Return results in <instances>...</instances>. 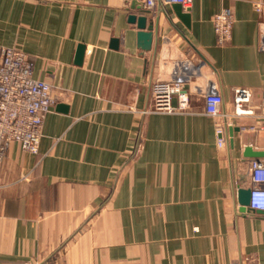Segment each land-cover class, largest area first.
I'll return each instance as SVG.
<instances>
[{
    "label": "crops",
    "instance_id": "1",
    "mask_svg": "<svg viewBox=\"0 0 264 264\" xmlns=\"http://www.w3.org/2000/svg\"><path fill=\"white\" fill-rule=\"evenodd\" d=\"M224 7L234 23L220 45L212 18ZM130 14L147 16L148 49ZM261 18L264 0H158L152 12L140 0H0V45L26 52L56 97L37 154L6 143L0 264H264V211L237 197L264 159ZM179 58L198 65L187 108L144 113L151 82ZM236 87L253 115L227 116L219 147L224 119L205 114L203 93L230 114Z\"/></svg>",
    "mask_w": 264,
    "mask_h": 264
},
{
    "label": "built area",
    "instance_id": "2",
    "mask_svg": "<svg viewBox=\"0 0 264 264\" xmlns=\"http://www.w3.org/2000/svg\"><path fill=\"white\" fill-rule=\"evenodd\" d=\"M147 12H152L158 0H140ZM179 4L189 10L192 0H163ZM263 5L255 3V10L262 13ZM233 15L228 7L222 8L212 18L216 43L224 44L231 37ZM261 37L260 47L264 49V19L258 21ZM198 65L193 61L175 59L170 70V78L155 79L150 84V105L146 112L174 113L188 106V95L183 92V84L196 75ZM33 60L23 50L14 46L0 45V167L5 157L6 143L14 141L28 153L37 154L42 135V125L46 114L56 102L54 85L36 79L32 75ZM174 95L178 96V106L171 104ZM251 92L245 87L233 90V111L223 110L221 95L214 89L203 93L204 112L212 118L222 117L224 121L215 123L217 146L222 147L227 139L226 127L230 122L227 116L253 115V110L245 106ZM264 108V91L261 94ZM264 117V113L262 114ZM251 191L248 206L264 211V159H251L249 163Z\"/></svg>",
    "mask_w": 264,
    "mask_h": 264
},
{
    "label": "water",
    "instance_id": "3",
    "mask_svg": "<svg viewBox=\"0 0 264 264\" xmlns=\"http://www.w3.org/2000/svg\"><path fill=\"white\" fill-rule=\"evenodd\" d=\"M180 6L179 4H177ZM130 22H135L137 26V40L140 42L141 47L148 49L152 42V31L147 28V16L146 15H135L130 14L128 17ZM113 43L117 42L116 39L112 40ZM84 45H78L77 47V62L81 61V57L84 51ZM245 154L248 156H257L259 153L257 151H252L250 147H246ZM251 188H240L237 191L238 202L241 205V208H244L248 205L249 196H250Z\"/></svg>",
    "mask_w": 264,
    "mask_h": 264
}]
</instances>
